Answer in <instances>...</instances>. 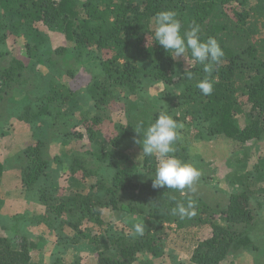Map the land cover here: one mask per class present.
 <instances>
[{"label": "trees", "instance_id": "1", "mask_svg": "<svg viewBox=\"0 0 264 264\" xmlns=\"http://www.w3.org/2000/svg\"><path fill=\"white\" fill-rule=\"evenodd\" d=\"M0 7L14 30L40 24L48 32L63 35L70 44L52 49L46 41L26 42L27 58L47 68L45 74L28 70L13 56L8 67L0 71V109L16 99L12 93L18 83L31 81L24 99L8 105L23 110L17 116L19 123L36 125L29 146L13 155L14 159L9 157L0 163V178L10 161L23 164L19 183L25 197L45 208L52 222L47 226L56 229L63 222L75 235L71 242L77 244L88 236L80 231L81 225L102 227L105 210L121 217L132 215L137 218L134 223L145 222L143 236L135 235L134 230L123 234V230L107 228L104 238L110 244L107 252L96 255L94 264H149L162 259L169 235L178 239L180 233L179 242L192 247L190 264H224L232 254L256 250L254 240L259 236L253 234L254 224L264 210H258L255 196L263 194L264 198V189L255 190L256 182L250 178L264 184V0H254L252 5L248 0H0ZM161 10L178 13L182 34L195 21L203 39L214 37L220 43L224 57L214 67L211 95L204 96L196 87L207 74L201 65L193 63L190 54L173 59L171 52L154 42L153 17ZM3 29L0 24V32ZM3 39L0 35V41ZM52 55L66 60L72 57L79 67L88 65L90 70V85L83 96L88 95L93 115L81 121L83 133L71 136L85 139L92 147L84 152L65 151L53 158L56 166H67V188L58 187L57 175L50 173L53 164L45 157V145L50 129L65 118L64 106L76 95L66 83L56 80L58 63ZM179 59L186 62V69L175 80L174 68ZM91 64L96 69L90 68ZM186 71L193 72L194 79H186ZM66 73L73 77L75 72ZM43 81L47 82L45 86ZM153 83L162 84L165 91L179 86L174 102H169L163 91L159 97L154 96L153 104L158 105L165 97L168 106L160 110L151 106L154 111H150L148 88ZM32 91L36 92L32 95ZM130 98H134V106L123 103ZM111 103H123L125 124L111 121L107 112ZM163 109L179 123L197 129L200 138L223 137L242 148L262 145L252 171L237 176L238 189L229 193L225 206L212 207L187 190L181 194L172 189H153L155 169L149 166L153 158L143 157L140 165L126 153L127 145L141 137L135 129L139 126L143 134ZM145 112L149 114L147 119ZM9 128L3 127L1 138L7 137L4 130ZM69 136H58L57 142L66 147ZM175 149L186 152L178 144ZM181 156L189 160V155ZM89 178L93 181L85 192ZM189 198L195 201L194 216L182 219L171 214L177 203L186 205ZM2 206L0 199V209ZM202 228L209 229L210 235L197 240L196 232ZM15 237L0 234V264H40V258L33 260L28 234ZM96 239L93 244L98 246ZM58 240L67 241L63 237ZM141 255L148 256L144 263L139 262ZM69 264H81V260Z\"/></svg>", "mask_w": 264, "mask_h": 264}, {"label": "rangeland", "instance_id": "2", "mask_svg": "<svg viewBox=\"0 0 264 264\" xmlns=\"http://www.w3.org/2000/svg\"><path fill=\"white\" fill-rule=\"evenodd\" d=\"M248 2L252 5L254 3V0H248ZM2 14L3 11L0 7V24H2L4 27V29L0 32V35H4V39L0 41V71L2 68L8 67V64L11 60V56H13L16 60H19L24 63L28 70L42 72L43 74L47 73V68L40 67L27 58V53H25L24 49L27 41L34 42L37 44H43L42 41H46L47 43L49 42L48 45H50L52 49L58 47L66 48L70 45L64 39L63 35L48 32L40 24L32 25L28 29L22 27L17 30H14L11 27L10 20L2 16ZM1 51L4 53L3 55ZM74 55L75 54H73V58L77 59V57H74ZM51 59L56 60L58 63V67L56 69L59 74L56 80H59L62 83H66V85H68L72 92L76 95V98L72 100L67 107L64 106L63 110L66 111L65 118L63 121L57 123L56 125H54L53 128L50 129L48 134L49 140H46L47 144L45 145V157L48 159L49 162H52L53 164L50 173L53 175H57V183L59 185L58 187L67 188L69 183L68 181L70 178L69 173L66 171L67 166H65V168L63 167V169L61 167L56 166L53 163V158L55 156H61L62 153H64L65 151L70 152L71 150H76L84 152L85 150H90V148L92 147L85 139L77 140V137L75 138V136H71L74 133H83V124L81 121H83L84 117H89L93 115L92 103L89 100L88 95L87 98L86 96L85 98L83 96L84 91L87 92V86L90 85V76L88 73L90 70H87L89 68L88 65H86V67H79L76 61L72 60V57L69 58L70 60H66L60 58V56L56 57L55 55H52ZM83 59L86 60V57H83ZM90 68L96 69L92 64ZM185 69L186 62H184L183 59H179L174 68L173 78L177 80L182 75L183 70ZM71 71L75 72L73 77H70V75H67L66 73H69ZM37 81L40 82L39 80ZM31 83V81L25 83V81L23 80L18 83L16 85V87L18 88L12 93V96L16 99H11L10 101L6 102V108L2 109L3 107H1L0 109V111L3 112L0 113V160L4 159L5 161L6 158L12 157L13 155L19 153L22 149L29 146V144L33 140L31 136L33 134L34 129L36 128V125H30L28 123H19L17 120V116L18 113H22L23 110L18 107L8 105L13 101H16L17 99V103H20L24 99L22 98V96L24 95V91L30 90ZM42 83L45 86L47 82L43 81ZM178 89H180L179 86H173L170 87L168 91H165L163 90V86L160 83H153V85H150L148 88L149 103H147V106L150 111H154L152 110L151 106L154 109L158 110H160V107L165 108L166 106H168L167 99H169V102H174V97L177 95ZM163 91L168 94L169 98L165 99L164 97L161 103H159L158 105H154V96L156 95V97H159L160 94L163 93ZM33 92L36 91H32V95ZM123 103H127L129 105L131 104L133 106L135 105L134 98H130L128 101H125ZM123 103H111L107 107L109 117L114 123L118 122L125 124L127 122V119L123 114L125 108ZM161 111H165V109ZM144 116L147 119L149 114L145 112ZM4 126L12 128L4 130V132H7V137L3 139L1 138V132H3L2 129ZM11 129H13V131H9ZM179 131L180 139L175 143L174 147L176 148L178 144L180 148L186 149V152L175 151L174 154L182 160H184V158L181 155H189V160L185 159L186 162L193 163L201 171V177L195 185L196 191L192 194L202 197L212 207L220 206L221 208L225 206L229 193H231L232 190L238 189V180L236 179L237 176L245 175L246 173L252 171L253 166L256 163L257 157L262 153V145L254 144L247 146V148H242V146L239 147L231 140H228L223 137H216L211 139L207 137L200 138L199 136H197V129L188 128L185 125H183V128ZM65 133L70 134V136L66 140V147H63L57 141L58 138L64 136ZM139 139H142V137L133 139L129 143V145H127L128 148L126 150V153L130 157H132L133 160L137 161L138 163L140 162V165H142L143 156H140L142 152L141 146L134 142L135 140ZM14 158L15 157H12L11 159ZM152 158L153 160L151 161L149 166L153 165V168L156 169L158 162L155 157ZM22 167L23 164L19 163L18 161L16 163L10 161L9 168L8 166H5V169L9 171V174H7L5 178V182L7 183H4L3 186H1L0 188V193L6 196L5 200H7V203H9L10 205V210H7L5 215H10L11 212L15 210V205L18 203L19 198L23 197L29 201H32L31 199L25 197L24 193H22L23 196L21 194L19 196V191H17L18 189L16 185L14 187L13 185L8 183H19V173L22 171L20 170L23 169ZM90 179L91 178H89L84 185L85 192L88 191L86 187L89 185L90 182L92 183L93 181V179ZM250 179L256 182L255 184H253L255 190L257 188L264 189V184L262 181H259L257 183L256 180H253V177H251ZM255 197L257 199L256 204L258 210H260L261 212V210H264V202L262 201V199H264L262 198L263 194H258ZM16 200L17 203L15 202ZM261 201L263 202L262 206H260ZM25 208L26 206L23 208V210ZM34 208L29 206L28 212L31 213L33 210L37 209L36 207ZM1 209H3V206L1 207ZM102 216L105 223L102 227L85 224L81 225L80 231L86 233V235L88 234L87 238L81 243H79V245H77L76 247H71L67 244V242L61 241L62 244L59 245V247L61 248L60 251L58 250V248H56V246H53L56 242H58V240H56V237H54V233L50 230L48 231L44 227H47V225L52 223L50 220L51 218H48V216L44 212H41L39 220H36L35 218L33 220V218L27 216L25 221V218L20 219L21 215H17V217L19 218H17L16 216H12L15 220L10 222L5 219H1L0 234L8 237L16 235L15 238H17L19 237V235L26 236V232L30 231L31 234L34 235V239L32 242L35 241L36 237L44 235L42 236L43 239L39 241V243H36V250L42 255V257H40V264H53L54 261H58L59 264H69L71 263L72 259H77L80 257H83V259L81 260V264H90L95 260L96 255L99 252H107L106 249L110 244V241H106V239L104 238L105 231H107V228L111 229L112 227L113 230L116 228L117 231L123 230V234H125V232H127L128 230H133V227L131 225L134 222H131L130 218L137 219L132 215H125L126 217H121L123 216L122 214L117 215L116 213H111L107 210L103 211ZM2 218L5 217L2 216ZM40 223L43 224L38 225ZM254 225L255 226L253 234H257L259 236L258 240H254V246L256 247V250L243 251L238 253L237 255L232 254L230 257L227 258V261L224 264H252L255 261H261V263L264 264L263 211L262 214L257 218V221ZM34 226L35 229L34 231H32L31 229ZM42 226L45 229L41 228ZM56 229V236L58 237L66 236L70 239L75 237L74 233L63 222L58 223V225H56ZM209 235L210 230L207 228L199 229L196 232L197 240H203ZM181 236L182 234L180 233V238ZM94 237H97L96 240L98 242V246L93 244ZM180 238L176 239L173 234L169 235L167 240V250L164 253L162 259L151 260L149 261V264H190L189 257L192 252V247H190V243L179 242ZM54 248L57 249L55 250L56 255H54V257H51L50 253L53 251ZM256 251H258L259 253L257 254L258 256L256 255ZM49 256L54 260L50 261ZM32 257L34 261L38 259L37 255L32 254ZM147 257V255H141L139 257V262L144 263V259H146ZM64 258H66L67 260H64Z\"/></svg>", "mask_w": 264, "mask_h": 264}, {"label": "clouds", "instance_id": "3", "mask_svg": "<svg viewBox=\"0 0 264 264\" xmlns=\"http://www.w3.org/2000/svg\"><path fill=\"white\" fill-rule=\"evenodd\" d=\"M154 31L152 38L154 42L163 47L166 52H171L173 59L185 57L190 54L194 64L203 67V72L207 75L202 80H198L196 87L204 96H209L214 90V80L212 73L214 67L222 62L224 51L214 37L203 39L200 26L193 21L192 24L183 30L182 21L178 18V13L173 10L158 11L154 17ZM186 79H194L191 71L185 72ZM183 124L179 123L166 111H161L154 122L143 130L141 134L139 126L135 131L142 139L134 142L141 146L140 156L155 157L157 166L152 180L153 189H172L183 194L185 190L190 193L196 191L195 185L201 177V171L191 162H186L178 158L174 153V145L180 139V129ZM172 215H179L180 218L195 215V201L188 199L187 204L177 203L171 209ZM134 234L143 236L146 225L144 221L133 224Z\"/></svg>", "mask_w": 264, "mask_h": 264}, {"label": "crops", "instance_id": "4", "mask_svg": "<svg viewBox=\"0 0 264 264\" xmlns=\"http://www.w3.org/2000/svg\"><path fill=\"white\" fill-rule=\"evenodd\" d=\"M23 150V149H22ZM7 151V150H6ZM4 153H6V152H4ZM7 156V155H6ZM5 156V157H6ZM0 163H4V159H2V160H0ZM7 174H9V171H7V169H4L3 171H2V175H1V178H0V188H1V186H3V184L4 183H7V182H5V178H6V176H7ZM19 181H20V179H19ZM9 184H11V185H13L14 187H15V185H16V187H17V191H19L18 192V194H19V196H20V194L23 196V190H22V187H21V185H20V183H15V182H8ZM6 196L4 195V194H1L0 193V199L3 201V209H1L0 210V217H5L4 219H7V221H13V220H15V219H13V217L12 216H16L17 217V215L18 216H20L21 215V217H20V219L21 218H25V221H26V218H27V216H29V217H31V218H33V220H34V218H36V217H39V216H41V212H44L45 213V208H43V206H41L40 204H38L39 202H37V201H35V200H32V201H29V200H27V199H25V198H23V197H21V198H19L18 199V203H17V200L15 201L17 204L15 205V210L13 211V212H11V214L10 215H5V213H6V211L7 210H10V205H9V203H7V200H5L6 198H5ZM28 201V202H27ZM14 202V201H13ZM26 206V208L23 210V208ZM29 206H31L32 208H34V207H36L37 209V211L36 210H33L31 213H29L28 212V208H29ZM35 209V208H34ZM24 212V213H23ZM24 214H25V216H24ZM17 218H19V217H17ZM130 221L131 222H134V219H131L130 218ZM41 224H43V223H40V224H38V225H41ZM40 227V226H39ZM48 231L50 230L51 232H53L54 233V237H56V240H58V238H60L61 236H56L57 235V229H54V228H52V227H50V226H44ZM43 226L41 227V228H43V229H45ZM34 229H35V226L31 229L32 231H34ZM132 230V229H131ZM27 234H28V240H29V242L31 243V245H32V250H31V252H32V254L33 255H37V257H38V259L40 258V257H42V255H41V253L39 252L38 253V251L36 250V248H37V246H36V243H39V241H41L42 239H43V237L42 236H44V235H40L39 237H36V239H35V241L34 242H32L33 241V239H34V235L33 234H31V232L30 231H27L26 232ZM62 238V237H61ZM64 239H67V244L69 245V246H71V247H76L77 245H79V243H81V242H79V243H77V244H73L71 241H73V238L72 239H70L69 237H66V236H64L63 237ZM70 241V242H69ZM62 243L58 240V242H56L53 246H56V248H58V250L60 251V247H59V245H61ZM55 250H57V249H53V251L50 253V256L51 257H54V255H56V251ZM63 254V253H62ZM49 256V260L50 261H53L54 259H52L51 257ZM140 257V256H139ZM37 259V260H38ZM74 259H76V258H74ZM74 259H72L71 261H74ZM83 259V257H80V260H82ZM40 260V259H39ZM64 260H67L66 258H64ZM140 260V259H139ZM145 260V259H144ZM41 261V260H40ZM65 262H67V261H65ZM82 262V261H81ZM94 262H95V260L92 262V263H90V264H94Z\"/></svg>", "mask_w": 264, "mask_h": 264}]
</instances>
